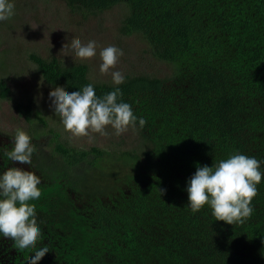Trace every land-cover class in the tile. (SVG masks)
Here are the masks:
<instances>
[{"label":"trees","instance_id":"1","mask_svg":"<svg viewBox=\"0 0 264 264\" xmlns=\"http://www.w3.org/2000/svg\"><path fill=\"white\" fill-rule=\"evenodd\" d=\"M64 1L84 15L125 3L121 32L143 35L172 73L128 75L115 85L92 81L85 64L30 56L54 88L92 84L103 97L119 87L154 145L144 158L113 156L68 145L50 129L47 151L38 143L43 130L34 132L32 167L42 183L30 203L43 237L37 248L50 249L38 264H264V0ZM8 94L0 79V98ZM15 107L30 118V103ZM13 147L0 134V175L17 167L6 155ZM234 153L260 161L251 217L228 224L207 204L193 213L186 189L197 167ZM14 243L0 234V264H28L35 255Z\"/></svg>","mask_w":264,"mask_h":264},{"label":"rangeland","instance_id":"2","mask_svg":"<svg viewBox=\"0 0 264 264\" xmlns=\"http://www.w3.org/2000/svg\"><path fill=\"white\" fill-rule=\"evenodd\" d=\"M9 2L15 5L14 15L0 21V79L9 87L8 96L0 98V134L14 140L17 129L24 130L31 138H34L35 131L43 130L38 143L48 151L54 147V143L50 142L52 129L64 143L78 148L97 146L117 153L113 156L128 151L146 157L154 145L136 125L129 126L119 136L111 125L104 129L107 135L90 131L89 136L76 137L66 131L62 118L51 106L49 93L54 87L45 82L30 58L36 54L48 60L56 58L65 66L85 64L88 76L94 82L114 84L113 71H121L125 77L140 74L169 77L172 67L155 57L143 35L121 32L123 18L128 12L127 5L120 3L105 11L84 15L72 13L64 0ZM73 38L80 39L82 44L96 41V55L88 59L76 57L71 48ZM110 45L122 49L124 54L115 68L110 69L108 74H101L99 53ZM19 103L31 104L29 119L17 111L15 105ZM39 118H43L45 123H41ZM14 164L35 172L32 165Z\"/></svg>","mask_w":264,"mask_h":264},{"label":"clouds","instance_id":"3","mask_svg":"<svg viewBox=\"0 0 264 264\" xmlns=\"http://www.w3.org/2000/svg\"><path fill=\"white\" fill-rule=\"evenodd\" d=\"M14 7L9 0H0V21L11 18ZM96 47L94 40L87 44H82L78 38L71 41L75 56L81 59L94 57ZM123 54L122 49L113 45L101 49V74H108L110 69L115 68ZM111 76L115 85L125 81L121 71H113ZM120 97L122 91L119 87L98 97L92 84L71 93L64 86H57L49 93L51 106L62 118L65 130L76 137L89 136L90 131L107 135L104 129L108 125L116 130L117 136L126 132L129 126L135 127L137 117L131 105ZM145 124V119L139 118L140 127L143 128ZM13 145V149L6 153L8 159L32 165V155L36 149L29 134L17 129ZM261 179L260 161L246 154L234 153L211 167H197L186 189L188 204L193 213L207 204L211 206L216 220L233 225L243 224L253 213L250 205L258 194L257 185ZM41 183L36 172L19 167H9L0 175V234L14 240L13 247L19 250L36 249L35 255L27 258L28 264H38L50 250L46 245L37 248L38 241H42L43 237L36 219L35 204L30 203L40 198L38 185Z\"/></svg>","mask_w":264,"mask_h":264}]
</instances>
